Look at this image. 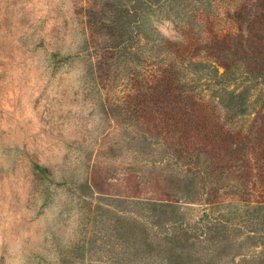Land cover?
<instances>
[{
    "label": "rangeland",
    "instance_id": "374dc122",
    "mask_svg": "<svg viewBox=\"0 0 264 264\" xmlns=\"http://www.w3.org/2000/svg\"><path fill=\"white\" fill-rule=\"evenodd\" d=\"M217 4L227 17L212 28L246 38L240 0ZM108 17L100 0H0V264H264V84H227L249 95L228 128L241 137L232 169L193 152L180 162L176 133H156L143 115L154 58L139 51L138 66L98 72ZM200 20L194 31L211 27Z\"/></svg>",
    "mask_w": 264,
    "mask_h": 264
},
{
    "label": "trees",
    "instance_id": "16d2710c",
    "mask_svg": "<svg viewBox=\"0 0 264 264\" xmlns=\"http://www.w3.org/2000/svg\"><path fill=\"white\" fill-rule=\"evenodd\" d=\"M100 2L110 12L105 28L109 45L102 46L96 54L98 72L103 71L100 75L110 74V62L124 64L126 68L138 66L141 58L137 53H149L158 66L153 75L155 84L150 88L149 103L153 107L144 99L142 108L145 120L157 121L152 130L161 135L176 133L172 146L180 162L186 153L193 152L196 163L203 158L216 172L232 169L230 156L238 149L230 146L237 147L241 137L240 132L228 128L247 115L249 95L248 89L236 93L227 84L239 77L264 84V0H240L235 17L240 24H246V38L223 28H212L216 22L224 24L227 17L216 13L217 0ZM201 8L203 11L198 15ZM201 16L211 27L194 31V26L202 23ZM154 20L171 21L183 32L181 38L166 35ZM259 122L256 129H260L264 138L263 113ZM261 154L264 155V147ZM257 167L260 171L257 177L264 186V163ZM134 184L137 189L139 184L135 181ZM158 185L152 187L156 201L169 205L167 193Z\"/></svg>",
    "mask_w": 264,
    "mask_h": 264
}]
</instances>
